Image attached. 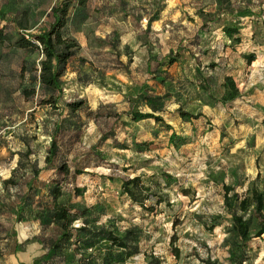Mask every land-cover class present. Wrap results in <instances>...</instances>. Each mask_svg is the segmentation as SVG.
Segmentation results:
<instances>
[{
  "label": "rangeland",
  "instance_id": "rangeland-1",
  "mask_svg": "<svg viewBox=\"0 0 264 264\" xmlns=\"http://www.w3.org/2000/svg\"><path fill=\"white\" fill-rule=\"evenodd\" d=\"M57 2L0 0V264H264L254 205L229 209L223 195L264 204V0H70L61 33L78 50L61 110L23 97L42 56L14 45L47 30ZM132 178L147 188L128 185L134 199ZM57 205L81 229L54 245Z\"/></svg>",
  "mask_w": 264,
  "mask_h": 264
},
{
  "label": "trees",
  "instance_id": "trees-1",
  "mask_svg": "<svg viewBox=\"0 0 264 264\" xmlns=\"http://www.w3.org/2000/svg\"><path fill=\"white\" fill-rule=\"evenodd\" d=\"M223 0H217L218 3ZM87 0H77L79 6H83ZM70 0H58V2L50 8L49 17L51 19V24L47 30L36 32L27 37H20L15 43V47L23 50L34 51L38 50L41 53V60L39 62V70L37 75L31 80V83H38V90L34 86L24 88L22 90V95L26 100L33 98L35 96L40 97V102L44 104H49L53 109L61 110L58 99L61 93V78L65 72L66 65L68 61L75 55L78 50V45L76 41L72 38L64 37L61 33V29L65 24L66 17L69 12ZM223 32L231 38L237 31L233 28H224ZM6 41V35L3 30L0 29V44ZM252 61V56L247 58V62ZM229 86L233 88V84L229 78H226ZM145 103L150 107L152 112L159 111L158 107L154 104V98L150 96L145 97ZM82 106V102L69 103L66 108L75 112ZM132 120L135 122L141 121L147 118H153L155 121H161L158 116L152 113L141 114L137 112H131ZM187 114L182 113L181 116L185 117ZM58 131V127L55 126L54 132L51 136V142L49 144L47 155L45 157L44 168H52L53 161L56 156L57 146L55 142V135ZM61 171H67L66 166H60ZM38 174H36L37 176ZM128 185L133 187H139L141 190H147L139 184L138 178H132L124 183V191L127 195L134 199V192L128 188ZM231 189L224 188V201L226 206L230 209L231 205L236 207L240 211H245L250 205H254L253 211L254 215L258 220L259 230L257 232V237L264 233V216L262 214L263 200L261 194L256 191L251 192L250 198L239 199L236 194H232L229 198L228 192ZM238 201V202H237ZM52 217L54 221L60 223L61 233L59 237L55 240L54 245L58 242L69 241L75 236L81 228L70 227L71 221L74 219L69 216V210L66 207L57 205L52 212ZM232 219V230L241 240V244L244 245L250 240L248 233L247 223L240 215H237L236 211L231 210ZM111 243L119 248H125L126 244L121 242L119 239L112 235H108L107 238ZM205 264H213L206 262Z\"/></svg>",
  "mask_w": 264,
  "mask_h": 264
}]
</instances>
